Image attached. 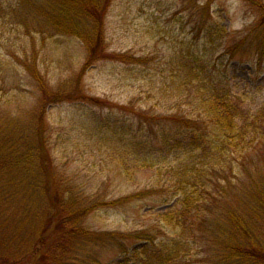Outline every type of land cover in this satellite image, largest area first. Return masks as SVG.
I'll list each match as a JSON object with an SVG mask.
<instances>
[{
	"label": "trees",
	"instance_id": "obj_1",
	"mask_svg": "<svg viewBox=\"0 0 264 264\" xmlns=\"http://www.w3.org/2000/svg\"><path fill=\"white\" fill-rule=\"evenodd\" d=\"M113 1L17 0L7 11L0 4V26L23 31L33 50L39 33L76 39L86 49L69 90L48 87L35 66L38 52L30 63L26 56L18 60L38 97L23 120L28 128L0 114V264H264V75L259 86L252 80L263 73L264 12L230 44L222 13L212 17L213 0H187L198 3L194 17L202 18L197 30L203 41L197 47L178 44L164 61L157 81L150 82L151 99L164 109L154 113L91 98L82 88L98 61L110 58L128 68L149 62L108 54L105 18ZM240 1L263 6L260 0ZM247 58L253 62L245 66ZM242 71L248 72L247 94L263 92L254 106L234 85ZM61 103L125 111L123 117H94L81 129L95 139L92 149L105 150L118 175L131 181L144 174L151 187L114 201L72 188L46 137V113ZM150 199L164 210L152 213L148 230L98 233L82 226L102 209ZM88 246L113 249L115 257L100 263Z\"/></svg>",
	"mask_w": 264,
	"mask_h": 264
},
{
	"label": "rangeland",
	"instance_id": "obj_2",
	"mask_svg": "<svg viewBox=\"0 0 264 264\" xmlns=\"http://www.w3.org/2000/svg\"><path fill=\"white\" fill-rule=\"evenodd\" d=\"M16 1L0 0L1 11L3 8L9 10ZM260 2L263 5L260 9L240 0L210 2L214 19L218 13H222L220 19L229 35L225 39L227 43L237 41L254 24L257 16L264 12V0ZM198 7V3L187 0H114L105 18L103 45L108 54L130 53L148 59L149 62L128 68L114 63L112 59L113 62L109 61L110 58L98 61L81 80L84 92L90 97L107 100L112 105L131 103L135 109L145 107L154 113L163 111L151 99L154 95L150 82L157 81L160 69H164V61L172 57L178 44L197 47L203 41L199 40L197 30L199 24H202V18L199 15L194 17ZM4 19L8 20L5 15ZM22 34L23 31L18 34L16 30L10 31L0 26V114H5L4 118L8 120L11 118L8 123L18 122L28 128L23 120L32 114L30 111L36 106L38 93L29 75L18 65V60L24 61L23 56H26L30 63L31 54L38 52L35 66L46 79L48 87L56 90L58 87L67 88L74 82L86 60V49L76 39L47 37V34L39 33L33 35V50L30 41ZM25 48L28 52L23 55ZM251 62L252 59L247 58L242 64L246 66ZM258 68L263 73L253 76L252 80L259 86L264 75V62ZM247 74V71L236 73L234 85L238 87L241 97L246 98L250 106H254L260 101L263 92L255 90V93L247 94V89H244ZM115 112H118L116 115L119 117L127 114L114 109L102 111L90 107L88 110L87 106L75 103L54 105L46 113L47 143L55 165L64 171L72 188L80 187L86 194L99 193L104 195L106 201L127 197L151 187L144 174L131 176V181L118 175V169L110 162L105 150L102 148L97 152L92 149L91 140L95 139L84 133V127H88L94 117L105 119L109 113ZM127 118L132 119V116L127 115ZM80 123L84 124L82 129ZM160 207L150 199L133 202L127 207L102 209L89 216L82 226L98 233L131 234L141 229L145 231L153 225L151 220L154 219L150 217L152 213L164 210ZM171 207V204L168 205V208ZM17 225L22 223L17 222ZM20 233L23 236L26 232L23 229ZM88 247L87 251L97 257L100 263L115 257L113 249Z\"/></svg>",
	"mask_w": 264,
	"mask_h": 264
}]
</instances>
